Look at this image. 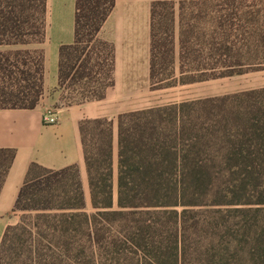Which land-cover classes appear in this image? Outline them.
Masks as SVG:
<instances>
[{
	"label": "trees",
	"instance_id": "obj_1",
	"mask_svg": "<svg viewBox=\"0 0 264 264\" xmlns=\"http://www.w3.org/2000/svg\"><path fill=\"white\" fill-rule=\"evenodd\" d=\"M112 3L74 0L73 40L57 50L64 105L101 98L112 83L111 45L96 37ZM172 3L150 1L151 16ZM197 3L215 5V25L204 54L193 49L191 25L181 28L177 76L168 23L151 21V88L263 67L261 3L178 1ZM44 15L45 0H0V107L38 101L43 52L32 45L43 39ZM77 127L91 210L75 164L30 161L0 264H264V85L118 113L114 187L112 120ZM13 154L0 147V185Z\"/></svg>",
	"mask_w": 264,
	"mask_h": 264
},
{
	"label": "crops",
	"instance_id": "obj_2",
	"mask_svg": "<svg viewBox=\"0 0 264 264\" xmlns=\"http://www.w3.org/2000/svg\"><path fill=\"white\" fill-rule=\"evenodd\" d=\"M150 1L152 0H113L109 12L96 33L97 38L111 45L112 83L104 89L101 98L64 105L59 102L60 90L57 87V50L60 44L71 43L73 40L74 0H45L43 39L32 45L41 48L43 52L42 89L38 101L28 108L0 107V147L14 149L13 157L0 185V237L4 227L18 219L17 211L11 210V206L30 161L50 169L75 164L83 201L89 203L86 171L77 127L80 119L107 117L112 120L114 187L116 115L151 106H134L135 96L139 90L165 89L174 85L183 86L202 81L224 82L232 77L264 71L263 64L259 70L241 74L151 88L149 81L151 21L155 23L165 20L168 23L166 34L172 57L171 74L177 76L181 28L183 30L184 27L191 25L190 42L193 49L197 54H204L206 47L203 39L207 37L208 40L215 25L216 7L209 3L179 5V0H168L173 3L166 8H160L161 14L151 16ZM244 1L261 3L264 28V0ZM164 11L167 14H163ZM157 35L162 37L163 33L159 31ZM262 85L264 84L247 88ZM45 111L55 115V122L42 121L41 116Z\"/></svg>",
	"mask_w": 264,
	"mask_h": 264
},
{
	"label": "rangeland",
	"instance_id": "obj_3",
	"mask_svg": "<svg viewBox=\"0 0 264 264\" xmlns=\"http://www.w3.org/2000/svg\"><path fill=\"white\" fill-rule=\"evenodd\" d=\"M264 84V71L247 74L219 81H202L197 84L174 85L165 89L139 90L135 96L134 106L143 107L167 102H179L203 95L218 94L221 92L243 89L250 86ZM114 199V195H113ZM83 209L90 211L89 203H84ZM19 216V211H17Z\"/></svg>",
	"mask_w": 264,
	"mask_h": 264
},
{
	"label": "built area",
	"instance_id": "obj_4",
	"mask_svg": "<svg viewBox=\"0 0 264 264\" xmlns=\"http://www.w3.org/2000/svg\"><path fill=\"white\" fill-rule=\"evenodd\" d=\"M41 117H42V121L47 123L55 122L56 119L55 115L53 113H50L49 111L43 112Z\"/></svg>",
	"mask_w": 264,
	"mask_h": 264
}]
</instances>
